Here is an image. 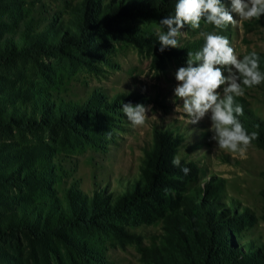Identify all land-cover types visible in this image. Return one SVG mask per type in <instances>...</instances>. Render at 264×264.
I'll use <instances>...</instances> for the list:
<instances>
[{"label": "rangeland", "instance_id": "374dc122", "mask_svg": "<svg viewBox=\"0 0 264 264\" xmlns=\"http://www.w3.org/2000/svg\"><path fill=\"white\" fill-rule=\"evenodd\" d=\"M121 1L131 2L0 0V52L11 54L0 62V264H147L142 251L153 246H164V252L168 246L177 255L156 202L149 221L125 213L110 222L139 240L118 236L106 226L108 219L67 223L75 210L113 206L142 187L159 131L172 133L173 158L195 166V180L178 183L173 196L188 197L221 178V203L231 208L234 202L251 217L236 235L237 245L253 242L264 253V149L252 142L243 157L216 150L210 118L189 124L173 103L175 73L186 66L189 49L202 47L200 31L226 36L240 58L256 51L264 71V17L226 30L203 21L196 31L186 25L182 48L161 52L156 29L166 16L122 15L111 28L102 27L107 5ZM221 2L231 11L230 0ZM85 7L91 8L90 24L74 42L85 26ZM123 103L150 106L143 127L131 125ZM237 103L264 123V83L246 89ZM71 117L73 124H62ZM25 223L50 231L37 236Z\"/></svg>", "mask_w": 264, "mask_h": 264}, {"label": "trees", "instance_id": "16d2710c", "mask_svg": "<svg viewBox=\"0 0 264 264\" xmlns=\"http://www.w3.org/2000/svg\"><path fill=\"white\" fill-rule=\"evenodd\" d=\"M177 0H131V2L121 1L119 4H109L103 15V28H111L116 18L124 16H147L174 14ZM90 7L92 5H89ZM85 7L83 19L85 26L81 29L80 36H74L72 41L79 42L85 36L86 26L88 27L89 15ZM157 49L160 51V44ZM31 47V46H30ZM29 47V48H30ZM33 50L36 46H32ZM178 50V48H175ZM24 48L21 49L22 52ZM193 51L194 49H189ZM165 51V50H164ZM163 51V52H164ZM173 53L176 52L172 49ZM11 54L0 52V62L6 60ZM239 117L245 129L251 134L257 132L258 139L252 141L264 149V123L258 121L253 115L247 114ZM75 118L64 119L63 123L73 124ZM158 131V130H157ZM158 133V132H157ZM176 144L172 133L159 131L157 134L154 150L150 153L151 169H148L145 182L142 187H135L134 190L127 191L120 196L113 204L105 203L102 207H93L85 212L74 211L75 214L67 222L69 224L92 225L98 220L108 219L106 226L111 228L118 236L139 240V236L123 228L110 223L113 218H118L127 213H139L140 218L149 221L152 210H155V202L162 208L156 209L165 220V230L167 232V243L177 245L179 253L173 255L168 246L163 251L164 246H153L144 249L143 259L147 264H264V253L259 251L253 242L244 245H237L235 237L250 226L251 217L244 211L239 212L238 206L233 202L231 208L221 203L220 197L223 190V180L221 178H211L205 182L203 188L195 190L194 194L187 196L178 195L174 197L170 192L181 183L183 186L195 180L193 168L194 164L181 162V168L187 167L189 172L185 174L181 168L172 164L173 154ZM169 176H180L179 179H171ZM4 180L0 176V181ZM10 180V178H9ZM166 209H172L168 214ZM29 232L37 235H45L49 229L47 227L38 228L32 224H22ZM6 228L22 230L23 227L9 226ZM55 231L56 228L51 229ZM0 231V236H1ZM172 253V255H171Z\"/></svg>", "mask_w": 264, "mask_h": 264}, {"label": "clouds", "instance_id": "9594fccd", "mask_svg": "<svg viewBox=\"0 0 264 264\" xmlns=\"http://www.w3.org/2000/svg\"><path fill=\"white\" fill-rule=\"evenodd\" d=\"M230 3L231 11L221 0H177L174 14L159 22L164 30L156 29L160 51L182 48L180 38L187 36V32L181 30L186 25L196 31L201 29L203 21L218 30H226L229 25L236 27L240 22L264 17V0H230ZM199 35L204 40L202 47L196 52L189 51L186 66L179 67L175 73L178 82L174 89L175 111L187 117L189 124H197L208 116L216 150L243 157L259 134H249L241 123L239 117L244 115V109L237 98L244 96L246 89L264 83L260 56L251 51L240 58L226 36L205 31H200ZM150 110V106L132 103H123L121 108L134 128L146 124ZM108 135L111 138L110 132ZM172 164L181 168V157L176 155ZM181 170L185 174L189 172L187 167Z\"/></svg>", "mask_w": 264, "mask_h": 264}]
</instances>
